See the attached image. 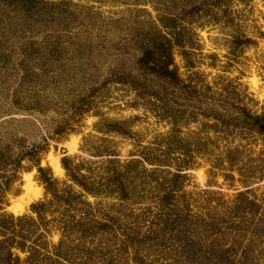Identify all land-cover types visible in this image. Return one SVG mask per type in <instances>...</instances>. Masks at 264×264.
I'll return each mask as SVG.
<instances>
[{"label":"rangeland","instance_id":"1","mask_svg":"<svg viewBox=\"0 0 264 264\" xmlns=\"http://www.w3.org/2000/svg\"><path fill=\"white\" fill-rule=\"evenodd\" d=\"M8 2L1 146L40 153L22 164L1 213L31 216L46 200L40 165L78 198L68 216L96 227L72 233L46 264H214L217 251L222 264H264V138L227 114L264 113V0ZM161 20L179 21L172 58L192 97L140 69ZM64 158L92 193L68 178ZM50 208L48 220L66 214ZM61 238L52 227V252Z\"/></svg>","mask_w":264,"mask_h":264},{"label":"trees","instance_id":"2","mask_svg":"<svg viewBox=\"0 0 264 264\" xmlns=\"http://www.w3.org/2000/svg\"><path fill=\"white\" fill-rule=\"evenodd\" d=\"M12 4H30L33 0H8ZM181 21V20H180ZM179 21L161 20V30L156 27L153 33L154 40L141 44L142 56L139 58L140 69L148 68L152 76L160 79V82L167 87L190 92L191 97L194 95L191 91L195 88L192 85L186 86L179 75V71L172 58V51L175 47H183L179 42L177 35L180 34L178 29ZM182 31V30H181ZM174 37L173 39H171ZM236 46L241 45L239 38L235 39ZM188 63V62H187ZM135 77V76H134ZM129 86L135 84L126 80ZM210 89V87H207ZM146 90V89H144ZM189 92H187L189 94ZM223 95V94H222ZM221 95L220 107L228 106L227 99ZM188 101V102H187ZM187 104L190 100L186 98ZM232 120L238 122L236 127L256 134L264 138V113L252 114L245 109H239L236 113L227 111ZM215 124L219 125L218 117L215 118ZM116 131V130H115ZM118 132V131H116ZM22 150V149H21ZM40 149L32 147L29 152H14L12 146L3 148L0 141V264H46L50 256L61 257V249L66 245V240L74 232L85 235L90 233L94 228L91 220L79 218V216H68L70 209L78 198L59 188V182L49 175V170L38 168V180L44 185L46 191V200L35 204L31 208L32 215L14 218V216L2 214L5 206L8 204V196L12 192L13 186L19 180L21 166L25 161H33L39 156ZM141 165L140 162H136ZM133 162H129L125 168L129 172ZM62 166L67 173L68 178L73 184L80 187L83 191L92 193L91 188L85 181L83 170L80 165H73V159L64 158ZM125 179L119 183L121 194L126 192ZM240 197L247 196L248 193L240 194ZM56 204L66 210L62 218L48 220L49 215L55 213L50 206ZM79 204H77L78 206ZM76 206V207H77ZM81 214V210H79ZM36 215V217H34ZM85 221H89L87 225ZM62 225V226H60ZM52 227H58L61 233V242L54 246L53 252L50 250L51 244L48 240V232ZM24 255V257L21 256ZM224 256L221 251H217L214 256V264H222Z\"/></svg>","mask_w":264,"mask_h":264}]
</instances>
